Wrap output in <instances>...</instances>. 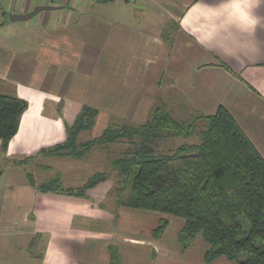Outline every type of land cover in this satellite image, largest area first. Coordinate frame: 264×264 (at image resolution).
I'll return each instance as SVG.
<instances>
[{"label": "crops", "instance_id": "obj_1", "mask_svg": "<svg viewBox=\"0 0 264 264\" xmlns=\"http://www.w3.org/2000/svg\"><path fill=\"white\" fill-rule=\"evenodd\" d=\"M230 2L0 0V91L29 105L7 149L0 140L1 176L10 175L0 182V264H111V247L121 264H205L204 238L181 251L184 219L120 207L111 180L80 197L41 191L38 173L67 172L71 181L82 171L76 159L43 153L65 142L84 107L100 112L84 141L114 120L145 124L154 108L188 122L224 107L264 158V0H236L251 17L246 30L229 23ZM40 5L58 9L9 20ZM173 22L179 30L169 45L163 31ZM80 161L93 168L82 187L101 169ZM162 219L169 227L155 239Z\"/></svg>", "mask_w": 264, "mask_h": 264}, {"label": "trees", "instance_id": "obj_2", "mask_svg": "<svg viewBox=\"0 0 264 264\" xmlns=\"http://www.w3.org/2000/svg\"><path fill=\"white\" fill-rule=\"evenodd\" d=\"M178 30L176 23L168 24L163 40L173 45ZM28 106L17 96L0 91V140L5 149L17 134ZM99 114L84 107L74 124L67 127L65 142L43 155L81 160L97 151L109 154L126 141L129 147L111 160V172L97 173L82 187L67 190L58 175L38 189L80 197L115 174L112 192L120 207L185 220L178 234L183 252L202 235L209 245L205 264L221 260L264 264V158L226 108L220 107L212 116L198 115L189 122L154 108L145 124L118 125L113 121L99 137L80 140L81 133L95 127ZM201 123L205 124L203 129ZM195 136L199 143L159 150L167 139ZM29 180L35 185L31 175ZM168 227L169 221L162 219L153 237L162 238ZM111 253V264H121L118 249L111 247Z\"/></svg>", "mask_w": 264, "mask_h": 264}, {"label": "rangeland", "instance_id": "obj_3", "mask_svg": "<svg viewBox=\"0 0 264 264\" xmlns=\"http://www.w3.org/2000/svg\"><path fill=\"white\" fill-rule=\"evenodd\" d=\"M102 12L103 13L105 12V13H107L108 16H110L111 14L114 13V9H113V7L111 8V6H108L107 8L103 9ZM2 33L6 36L5 38H6L7 41H8V39H11V40L13 39V31H12V29H10L8 27L4 28ZM196 117H198V116H194V117L192 116L191 119L192 118H196ZM117 123H118V125H123L124 124V123H121V122H116L114 120V124H117ZM204 127H205V124L201 123L200 129H203ZM186 143H188V144L199 143V137L195 136L194 138H191V139H183V138L167 139V140L161 142L159 150L160 151H165V150H170L172 148L175 149V148H177V147H179L181 145H184ZM128 147H129V145H128V143H126V141L125 142H121V143H119L116 146V149L112 148L111 153H109V154L106 153V152L97 151L96 153L95 152H93L92 154L90 153L91 155L88 154L87 158H89L91 160V162H93V164L96 166V168L100 167L101 172H106L107 171V172L110 173L111 172V160L113 158L120 157L122 155L121 151L123 149L128 148ZM76 160H78V159H76ZM78 161H79V163H75L74 162L73 164H75L76 166L80 165V167H82V171L80 173L76 174V176L74 178L71 177V181L68 178V176L70 174L68 175L67 172H62L64 174L63 175L64 177L63 176L61 177V181L64 184V186L70 187L71 185H73L72 189H74V187H80L83 183L86 182V179L89 176L91 170H93V168L85 167L86 165L81 164L80 160H78ZM9 176L10 175H9L8 172L5 173L3 176L0 177V182H5L6 178H8ZM38 176L40 177L39 180H41V182L43 184L48 179V177L49 178L51 177V180H52V179H55L58 175L57 174H52V173L45 174V171L40 170L39 173H38ZM111 178L114 179L115 178V174L111 175ZM114 189L115 188H113V190ZM0 204H2V200H1ZM147 212H149V211H147ZM152 213H156V214H159V215H166V214L159 213V212H152ZM202 239H203V236L202 235H198L196 237L194 245L195 244L197 245L198 242L204 243V241ZM0 247L1 248L3 247L1 245V242H0ZM125 250H128V249H125ZM203 251L204 250H202L201 253H203ZM134 253H136V252H134ZM182 253H186V252L182 251ZM125 259L128 260V258L126 256H125ZM198 262H199L198 264H201L202 259L201 258L198 259ZM133 263L138 264L139 262H133ZM126 264H131V263L127 262ZM221 264H232V263H230L228 261H222Z\"/></svg>", "mask_w": 264, "mask_h": 264}, {"label": "clouds", "instance_id": "obj_4", "mask_svg": "<svg viewBox=\"0 0 264 264\" xmlns=\"http://www.w3.org/2000/svg\"><path fill=\"white\" fill-rule=\"evenodd\" d=\"M225 7H231L233 9L232 17L229 19L230 24H234L240 30H246L251 26V17L245 19L247 14L236 0H232V2L226 4Z\"/></svg>", "mask_w": 264, "mask_h": 264}, {"label": "water", "instance_id": "obj_5", "mask_svg": "<svg viewBox=\"0 0 264 264\" xmlns=\"http://www.w3.org/2000/svg\"><path fill=\"white\" fill-rule=\"evenodd\" d=\"M58 9L55 6H51V5H40V6H36L32 11L23 14V15H16V14H11L9 16V20L11 22H20V21H28L32 18H34L35 16L39 15L40 13L44 12V11H53ZM3 174L2 171H0V176Z\"/></svg>", "mask_w": 264, "mask_h": 264}]
</instances>
